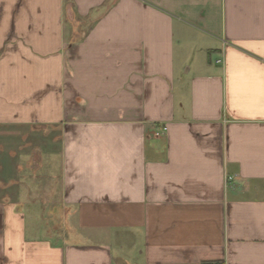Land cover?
<instances>
[{
    "label": "crops",
    "instance_id": "0c3cea01",
    "mask_svg": "<svg viewBox=\"0 0 264 264\" xmlns=\"http://www.w3.org/2000/svg\"><path fill=\"white\" fill-rule=\"evenodd\" d=\"M0 264H264V0H0Z\"/></svg>",
    "mask_w": 264,
    "mask_h": 264
},
{
    "label": "built area",
    "instance_id": "2783aa9c",
    "mask_svg": "<svg viewBox=\"0 0 264 264\" xmlns=\"http://www.w3.org/2000/svg\"><path fill=\"white\" fill-rule=\"evenodd\" d=\"M218 62H219V63H221L222 61H221V60H219ZM229 179H230V178H229Z\"/></svg>",
    "mask_w": 264,
    "mask_h": 264
}]
</instances>
